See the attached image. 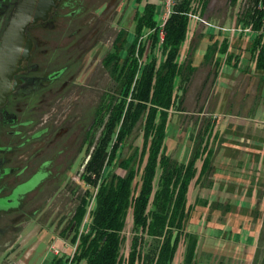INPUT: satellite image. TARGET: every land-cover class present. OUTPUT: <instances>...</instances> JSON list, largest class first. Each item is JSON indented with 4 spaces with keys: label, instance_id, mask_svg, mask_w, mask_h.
<instances>
[{
    "label": "flooded vegetation",
    "instance_id": "obj_1",
    "mask_svg": "<svg viewBox=\"0 0 264 264\" xmlns=\"http://www.w3.org/2000/svg\"><path fill=\"white\" fill-rule=\"evenodd\" d=\"M17 1L0 0V38ZM120 2L57 0L25 29L28 56L0 104V264H21L28 225L73 233L85 194L76 178L88 174L123 98L119 75L136 18L131 32L120 28Z\"/></svg>",
    "mask_w": 264,
    "mask_h": 264
},
{
    "label": "crops",
    "instance_id": "obj_2",
    "mask_svg": "<svg viewBox=\"0 0 264 264\" xmlns=\"http://www.w3.org/2000/svg\"><path fill=\"white\" fill-rule=\"evenodd\" d=\"M128 2L135 7V18L151 5L152 19L158 23L161 0ZM120 5L123 9L122 1ZM208 20L187 22L176 63L193 72L187 80L180 74L173 80L163 149L181 164L195 156L185 224L194 239L192 264H236L255 253L260 227L255 213L264 210V128L257 121L264 111V67L257 66L250 53L257 34L242 26L237 15L233 23L232 15L219 13ZM145 34L141 64L153 59L158 66L165 59L163 29L155 26L142 31ZM49 227L42 232L35 226L25 228L19 249L23 262L42 256L40 264H66L72 251L68 237L49 235ZM187 242L178 243L173 264H183Z\"/></svg>",
    "mask_w": 264,
    "mask_h": 264
},
{
    "label": "trees",
    "instance_id": "obj_3",
    "mask_svg": "<svg viewBox=\"0 0 264 264\" xmlns=\"http://www.w3.org/2000/svg\"><path fill=\"white\" fill-rule=\"evenodd\" d=\"M208 1L175 0L163 26L161 52L165 59L158 66L153 59L141 64L143 40L138 44L142 31L157 26L152 19L153 7L147 5L141 16L136 17L133 40L126 49L119 75L124 85L123 98L118 111L110 115L88 166L94 173L105 158V166L113 165V170L105 176L98 174L99 182L93 185L89 196L85 191L77 208L76 224L70 237L71 244H76L74 264H173L181 239L188 241L183 264H192L194 239L185 231V224L186 193L195 173V156L186 164L178 163L165 154L163 141L167 110L172 104L173 80L177 74L187 80L193 72L191 67L176 63L188 15L198 9L202 16ZM235 1L229 0L230 5ZM237 18L242 26L257 34L250 53L256 58L257 66L264 67V0H245ZM151 38L153 44L154 35ZM138 124L141 146L117 159L121 141L126 140ZM115 168L122 173H116ZM138 174L137 187L134 181ZM91 201L89 227L80 232ZM129 211L132 237L125 258L121 253L122 231Z\"/></svg>",
    "mask_w": 264,
    "mask_h": 264
},
{
    "label": "rangeland",
    "instance_id": "obj_4",
    "mask_svg": "<svg viewBox=\"0 0 264 264\" xmlns=\"http://www.w3.org/2000/svg\"><path fill=\"white\" fill-rule=\"evenodd\" d=\"M121 1L123 3L124 8L120 11L121 12V16H120L121 22L119 25H120V28H123L126 32H128V31L131 32V30L133 29V26H134V21H133L132 17H133L134 11H135L134 10L135 7L132 5H129L128 0H121ZM244 1L245 0H236L234 4L230 5L229 0H215L213 3V7L211 9V12L205 21L209 23L208 18L210 17V15H212V13H219V16H221V15H225V16L232 15V23H233V21L235 22V17L237 15V13L243 7ZM120 4H121V2H120ZM196 11H195L196 13L199 12L198 9H196ZM160 14H161V6H159V8L156 12L157 20L159 19ZM189 18H191V17L189 16ZM200 18H202L201 15H200ZM226 25L229 26V29L231 28L230 30L232 31V27L228 24H226ZM235 26H237V25L235 24ZM246 28L250 29L249 27H246ZM228 32H230V31H228ZM127 39L128 40L131 39V33H128ZM199 50H201V49H199ZM201 54H202V52H201ZM263 113H264V111L261 113L260 116L257 117V121L260 124H262V126L264 128V114ZM141 142L142 141H141V135H140V126L138 124L134 128L132 134L126 140L121 141L119 150L117 152V159L120 156L123 157L125 155L130 154L135 149V147H140ZM107 147H109V144ZM105 163H106V160L104 158V160H102V162L100 164L101 166L99 168H96V172L92 173V171L90 170L82 181L79 180L78 178H76V181L78 182L77 190H79V192L82 190H85L87 192V196H89V192L92 190L93 185H95L99 182L100 176L98 177V174L103 173V176H105L109 170H113V165L105 166ZM114 170L116 173H122V171L119 168H115ZM134 182H135L136 186L138 187V185H139V174L135 178ZM155 184H156V181H155L154 185ZM241 218H240V220H241ZM255 218H257V220L260 221L259 233H258L256 246H255V250H258L257 255L253 252V255L251 257H245V260H240V262L238 261L236 264H264V210L257 211L255 213ZM89 222H90V220L88 218L87 222L85 223V225L83 227L84 231L86 229H88ZM131 228H132L131 212L129 211L127 216H126L124 229L122 231V236L124 238V241H123L122 246H121V253L125 258L127 256V253L129 250L130 240L132 237ZM49 229H53V228L49 227ZM54 230L55 231H53V232H49L50 233L49 235L55 237L56 234L57 235L59 234V231L61 229H59V227H58ZM68 239H69V237H68ZM68 239L66 241L67 245L72 250L73 245H71V243ZM41 243H43V242H41ZM41 247H43V246L41 245L40 248ZM40 250H43V249H40ZM47 256H49V255H46L45 257H47ZM42 260H43L42 256H40V257L34 256V257H31L30 259H27L24 262L22 261L21 264H40L42 262ZM174 264H179V263L175 262Z\"/></svg>",
    "mask_w": 264,
    "mask_h": 264
},
{
    "label": "water",
    "instance_id": "obj_5",
    "mask_svg": "<svg viewBox=\"0 0 264 264\" xmlns=\"http://www.w3.org/2000/svg\"><path fill=\"white\" fill-rule=\"evenodd\" d=\"M57 0H18L3 28L0 38V104L13 89L11 80L19 69L22 59L28 56L30 43L25 37L27 26L40 19H45ZM215 0H209L202 19L209 16Z\"/></svg>",
    "mask_w": 264,
    "mask_h": 264
},
{
    "label": "built area",
    "instance_id": "obj_6",
    "mask_svg": "<svg viewBox=\"0 0 264 264\" xmlns=\"http://www.w3.org/2000/svg\"><path fill=\"white\" fill-rule=\"evenodd\" d=\"M174 3H175V0H161V14H160V17L158 19L157 26H156L157 29H160V30L163 29V26H164L167 18L170 16V14L172 12V8L174 6ZM189 16L191 18L197 19L201 23H207L205 20L200 18L199 12L198 13H196V12L190 13ZM146 35L147 34L142 35V36H140L138 38V44L146 37ZM91 203H92V201L90 202V204H89V206L87 208V212H86V215L83 218L82 225H84L87 222ZM75 245H73V247H72V251H71V253L69 254V256L67 258L66 264H74L73 257H74L75 247H76ZM54 251L56 252L57 249L54 248Z\"/></svg>",
    "mask_w": 264,
    "mask_h": 264
}]
</instances>
